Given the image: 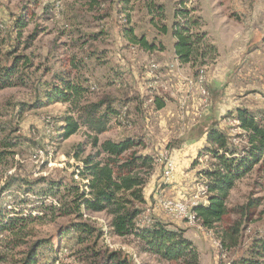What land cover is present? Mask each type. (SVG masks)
<instances>
[{
  "label": "rangeland",
  "instance_id": "374dc122",
  "mask_svg": "<svg viewBox=\"0 0 264 264\" xmlns=\"http://www.w3.org/2000/svg\"><path fill=\"white\" fill-rule=\"evenodd\" d=\"M154 1L165 7V17L156 20V24L151 21L146 0H131L129 10L123 13L118 12L123 8L121 0H101L93 8L89 7V0H0V68L10 66L17 56H28L32 62L21 67V78H25L26 85L0 91V153L3 154L0 207L12 215L27 216L39 213L37 207L41 201L57 205L52 198L37 195L41 188H47L37 181L64 179V184H69L72 174H78L83 167L74 154L87 139L85 128L62 139L61 127L69 107L64 103L37 106L45 101L48 83L70 74L72 78H82L90 88L89 101L110 96L120 106V117L101 136L102 140L143 139L146 144L143 153L155 158L156 167L145 188L147 202L141 207L139 227L161 222L169 230H181L198 252V264H241L251 258L255 241L264 239V160L262 166L258 165L237 181L227 200L229 213L217 229H208L200 221L190 225L164 210L161 201L168 199L188 206L195 203L194 197L207 182L201 172L210 170L214 161L205 151L206 144L190 145L205 135L213 123L241 150L246 133L238 125L236 110L247 109L264 117V0ZM182 9L191 11L194 19H200L196 31L206 32L209 41L216 44L219 66L212 69L214 64L208 59L200 70V78H206L208 106L203 104L200 90V97L196 95L193 99L195 103L189 98L191 94L187 98L180 91L177 95L184 96L186 103L184 99L176 104L172 102L161 115H156L144 101L146 78H151L148 71L152 62L159 67L157 75H161L160 67L164 64H175L173 29L177 22H184L181 15H175ZM21 21L24 26L18 28ZM126 26L155 43L156 49L146 51L131 43L125 36ZM163 26L167 33L162 32ZM37 29L42 33L29 47L30 35ZM73 61L80 66L79 72L72 69ZM188 67L184 71L176 66L168 70L178 77L195 79L196 83L195 70ZM169 76L165 78H175L171 73ZM158 92L164 94L166 90L161 88ZM173 110L177 114L167 117V112ZM169 158L179 161L171 179L164 177ZM75 180L81 183L78 176ZM199 198L198 202H206L203 195ZM250 202L255 205L244 216L242 207ZM83 212V219L103 232L94 251H80L81 247L74 241L59 240V228L67 226L70 219L49 221L48 217L46 222L29 224L22 233H0V264H15L31 243L43 239L52 241L54 253L45 249L42 264H51L55 257L58 258L55 264H102L103 257L115 252L128 264H193L191 258L184 262L165 260L147 251L146 244L133 234H112L111 219L106 213ZM236 229V245L224 244L225 232L230 234Z\"/></svg>",
  "mask_w": 264,
  "mask_h": 264
},
{
  "label": "trees",
  "instance_id": "16d2710c",
  "mask_svg": "<svg viewBox=\"0 0 264 264\" xmlns=\"http://www.w3.org/2000/svg\"><path fill=\"white\" fill-rule=\"evenodd\" d=\"M146 1V9L152 15L151 21L156 24V20L165 17V7L156 4L154 0ZM121 2L123 10L120 9L118 12L128 11L131 0ZM99 4L101 0H89V7L93 8ZM177 13L175 15H181L184 22H177L173 29L175 55L180 64L194 68L195 76L198 77L201 67L207 64L208 59L215 64L218 51L209 41L206 32L196 31L200 19L191 17V11L182 9L177 10ZM127 23H130L128 15ZM23 26L24 22L21 21L18 28ZM124 32L129 41L140 48L146 51L156 49L155 43L149 42L145 36H138L132 27L126 26ZM162 32H168L166 26L162 27ZM41 33L37 29L30 35L29 47ZM31 63L28 56H17L10 66L1 67L0 91L26 85L25 78H21V67H28ZM71 67L79 72L80 66L76 62L73 61ZM55 79L58 83L47 84L49 88L44 93L47 102L42 100L37 106L64 103L69 107L61 127L62 139H68L85 128L87 139L78 145L74 154L75 159L80 161L83 167L79 169L78 174H72L69 184H64V179L47 182L41 178L37 181V184L47 185V188H41L37 195L44 199L52 198L57 205L41 201L37 207L39 213L27 216H20L18 213L12 215V212L0 207V233L8 231L12 234L22 233L23 228L26 229L29 224L37 221L46 222L45 219L48 217L49 221L68 218L69 224L59 228L57 235L59 240L74 241L81 247L80 251L84 249L94 251L97 239L102 237L103 232L83 219V211L106 213L111 219L112 234L118 236L133 234L146 244L147 251L154 252L165 260L182 262L191 258L193 264H198V252L192 242L185 239L181 230H169L167 225L161 222H155L145 228L138 225V219L143 213L141 207L147 202L145 188L155 170L156 162L153 156L143 153L146 149L143 139L128 137L119 142L101 139L120 117L121 110L116 99L105 96L99 101L92 102L88 99L90 88L82 78L78 76L72 78L68 74ZM157 107L161 109L163 105L158 104ZM235 113L240 129L246 133L245 144L241 150L233 146L229 135L219 129L217 123H213L206 131L209 145L205 151L214 161L210 170L201 172L207 179L208 204L196 206L194 209L201 224L208 229H217L222 225L229 213L227 200L237 181L252 173L258 165L262 166L264 160V117L241 108ZM10 146L5 144V147ZM2 155L0 153V160ZM75 176L80 178L82 184L75 180ZM254 205L255 203L250 202L243 206L242 214L247 216ZM236 234L237 229L230 234L225 232L222 237L223 243L236 245ZM45 249L54 253L52 241L36 240L28 246L23 257L15 264H42ZM57 259L53 258L51 264H55ZM102 264L128 262L122 259L120 253L115 252L108 254L105 259L103 257ZM241 264H264V239L255 241L251 258L243 260Z\"/></svg>",
  "mask_w": 264,
  "mask_h": 264
},
{
  "label": "crops",
  "instance_id": "0c3cea01",
  "mask_svg": "<svg viewBox=\"0 0 264 264\" xmlns=\"http://www.w3.org/2000/svg\"><path fill=\"white\" fill-rule=\"evenodd\" d=\"M214 45H216V44H214ZM174 46H175V42L173 44V54H174V58H175V61H174L175 64L174 65L172 64V66L168 65V64H164L162 67H160L161 75H158L157 76L158 78H146V90L145 91H147V92L144 96L145 97L144 101L147 105L152 106L154 113H156V115L157 114L161 115L165 111V109L170 106V103H172V102H174L176 104L177 101L182 102L181 99H184L183 102L186 103V99L184 98V96L182 98H180L177 95L178 92H180V91L184 92L186 94L187 98H188V95L191 94V96L189 95L190 96L189 98H191L192 100L194 99V97L196 98V95H198L200 97V95L198 93L199 89L196 87L197 84L195 83V79L182 78L183 77L182 74H181L182 76L178 77L177 75L174 74L173 70H171L169 72L168 68L169 67L171 68L174 66H176L178 68L182 67V68H180V70H183V71H184V69L189 70L188 65L180 64V62L176 58ZM161 55H162V53H161ZM217 66H219L218 62L216 64H214V67H212V69H214ZM212 69H210V71ZM169 73H171V75L175 78H165L166 75L169 76ZM176 77H178V78H176ZM154 80L159 81V84L156 88H154L152 86V84H153L152 82ZM161 88H164L166 90V92L164 94H161L160 92H158L159 90H161ZM193 102L195 103L194 100H193ZM158 104H162L163 107L161 109H158V107H157ZM138 109L141 112V108H138ZM186 113H189V111H186ZM176 114L177 113L174 110L169 111V112H167V117H170V115L173 116ZM141 116H138V117H141ZM158 123L165 124V121L158 120ZM199 143L202 145H204V144H206L207 146L209 145L208 140H207V133L205 135H203L199 140H193L191 142L190 146H197L198 147L199 145H197V144H199ZM188 145H186V146H188ZM190 146H188V147L190 148ZM176 162L177 163L179 162L178 159ZM146 201H147V198H146Z\"/></svg>",
  "mask_w": 264,
  "mask_h": 264
},
{
  "label": "built area",
  "instance_id": "2783aa9c",
  "mask_svg": "<svg viewBox=\"0 0 264 264\" xmlns=\"http://www.w3.org/2000/svg\"><path fill=\"white\" fill-rule=\"evenodd\" d=\"M150 71H148L149 75L151 76V78H158L157 74H155L156 71H158L159 67L157 64H155L154 62H152L149 66ZM205 82H206V78H200V73L197 77L196 80V84L198 86V89L201 92L202 98H203V104H205V106L209 105V94L207 92V90L205 89ZM152 86L154 88H156L159 84L158 80H154L152 82ZM175 162L172 158L166 159V163H165V170H164V177L167 179H171L174 176V172H175ZM200 195H203L206 198V202L203 205H207L208 204V191H207V187L205 185L204 189L199 190L198 194L194 197V199H196L195 203L192 204V206H188L186 204H183L182 202H176V201H172V200H168V199H164L161 201V206L164 210H166L169 213H172L173 215L185 219L190 225H194L197 221H199L198 215L195 211V207L202 205V203L198 202V200L200 199Z\"/></svg>",
  "mask_w": 264,
  "mask_h": 264
},
{
  "label": "bare ground",
  "instance_id": "6f19581e",
  "mask_svg": "<svg viewBox=\"0 0 264 264\" xmlns=\"http://www.w3.org/2000/svg\"><path fill=\"white\" fill-rule=\"evenodd\" d=\"M204 77V76H203Z\"/></svg>",
  "mask_w": 264,
  "mask_h": 264
}]
</instances>
